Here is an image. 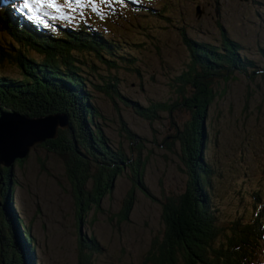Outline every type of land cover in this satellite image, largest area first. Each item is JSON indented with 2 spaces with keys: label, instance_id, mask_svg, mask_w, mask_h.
<instances>
[{
  "label": "rangeland",
  "instance_id": "1",
  "mask_svg": "<svg viewBox=\"0 0 264 264\" xmlns=\"http://www.w3.org/2000/svg\"><path fill=\"white\" fill-rule=\"evenodd\" d=\"M83 3L85 6L77 5L74 9L65 7L63 18L52 8H45L44 17L40 16V10L26 8L28 15L16 7L14 10L31 23L58 24V20H66L62 25L65 27L88 23L109 39L112 53L104 52L102 56L76 53L77 71L85 79L84 95H89L96 109L94 120L107 146L115 156L139 155L145 159L142 181L151 196L136 186L132 210L126 220H119L121 200L132 186V172L125 165L99 206L90 204L78 218L64 158L44 145H37L22 162H13L10 172L13 192L9 201L21 221L20 228L26 230L29 243L34 245L35 261L78 264L80 241L86 237L89 242L95 239L98 243V249L84 250L86 264H151L144 263V255L152 236L162 230L161 202L184 191L188 183L179 142L173 141L174 151L159 143L169 140L191 112L179 106L171 112L162 110L158 117L149 119L136 112L131 101L146 107L153 102L176 99L174 78L187 68L190 60V50L180 35L183 32L197 41H210L222 47L225 31L242 45L238 57L255 65L247 72L235 69L227 80L218 78L204 123L207 134L204 156L211 169L212 191L208 194L217 223L227 226L233 218L254 217L264 204V70L256 68H264V7L244 0H83ZM217 4L219 17L215 14ZM28 54L41 58L31 50ZM0 74L22 77L19 69L1 63ZM113 83L119 94L113 93L110 87ZM124 125L136 133L134 144L125 137ZM139 141L143 144L138 150ZM10 165L9 169L4 165L0 169L2 181ZM255 193L260 195L258 200ZM0 202H5L4 195L0 196ZM0 208L3 250L20 254L24 250L29 254L26 246L16 244V248L10 242L11 237L20 234L13 213L10 216L4 206Z\"/></svg>",
  "mask_w": 264,
  "mask_h": 264
},
{
  "label": "trees",
  "instance_id": "2",
  "mask_svg": "<svg viewBox=\"0 0 264 264\" xmlns=\"http://www.w3.org/2000/svg\"><path fill=\"white\" fill-rule=\"evenodd\" d=\"M1 2L0 63L16 67L22 77L0 74V115L9 112L29 117L47 114H64L67 117L69 127H60L56 138L47 139L40 145L64 158L65 173L79 210L78 218L90 208V204L99 206L126 165L132 172V186L121 200L118 212L119 220H126L136 199V186L151 196L142 181L145 159L139 155L136 158L128 154L115 156L107 146L100 126L94 120L96 109L89 95H84L85 79L77 71L76 61L79 58L75 56L76 53H95L97 56H102L104 52L112 53L109 39L88 23L76 26L66 24V27L62 26L66 20H58L59 25L55 22L31 23L14 10L13 0ZM180 35L190 50V60L187 68L174 78L178 93L176 99L153 102L146 107L131 101L134 110L149 119L158 117L162 110L171 112L179 106H185L191 112L190 118L181 128L176 127L169 140L159 143L174 151L173 141L179 142L188 183L184 191L167 196L161 202L162 230L152 236L144 263L264 264V204L248 220L236 217L227 226L219 225L208 194L212 191L211 169L204 156L207 136L204 123L216 94L215 82L218 84L219 77L227 80L236 70L247 72L255 65L247 58L238 57L242 45L225 31L222 47L210 41H197L185 32ZM29 50L38 53L41 58L29 55ZM110 87L113 93L119 94L114 83ZM107 93L113 97L112 92ZM123 127L131 144L137 142L136 133L125 125ZM141 144L143 142L139 141L138 150ZM191 151L195 152V156ZM24 158L17 161L20 163ZM12 170L13 167L7 171L3 194L5 202L2 205L10 216L13 213L20 234L19 237H11L10 242L16 248V244L26 246L29 254L24 250L21 254L3 250L0 235V264H39L34 258V245L29 243L26 230L20 228L21 221L9 202L13 192ZM254 197L258 200L260 195L255 193ZM7 220L10 222L9 218ZM80 243L78 264H86L84 250L98 249V243L95 239L89 242L86 237Z\"/></svg>",
  "mask_w": 264,
  "mask_h": 264
},
{
  "label": "water",
  "instance_id": "3",
  "mask_svg": "<svg viewBox=\"0 0 264 264\" xmlns=\"http://www.w3.org/2000/svg\"><path fill=\"white\" fill-rule=\"evenodd\" d=\"M198 9L197 5L196 10ZM196 13L197 16L200 15L199 10ZM66 123L67 117L64 114L29 117L18 113L3 112L0 115V169L3 165L8 167L15 159L26 157L29 149L35 144L55 137L58 126ZM2 178L1 176L0 183L3 184ZM79 231L82 232V227Z\"/></svg>",
  "mask_w": 264,
  "mask_h": 264
},
{
  "label": "snow or ice",
  "instance_id": "4",
  "mask_svg": "<svg viewBox=\"0 0 264 264\" xmlns=\"http://www.w3.org/2000/svg\"><path fill=\"white\" fill-rule=\"evenodd\" d=\"M77 5L85 6L83 0H74V3L70 2V0H63V3H57V0H24L23 3V7L32 11H39L43 8H52L61 16V18H63V9L65 7L74 9ZM88 6H90V3Z\"/></svg>",
  "mask_w": 264,
  "mask_h": 264
},
{
  "label": "flooded vegetation",
  "instance_id": "5",
  "mask_svg": "<svg viewBox=\"0 0 264 264\" xmlns=\"http://www.w3.org/2000/svg\"><path fill=\"white\" fill-rule=\"evenodd\" d=\"M244 1H250L252 4H254V5H256V6H260V7H264V3L263 2H256V1H254V0H244ZM217 6H218V4L215 6V14H217V16L219 17L220 15H219V10H220V8H217ZM203 11V10H202ZM7 179V178H6ZM4 180L3 181V184H2V186L0 187V196H3V194H4V187H5V184H6V181L7 180ZM2 214V211H1V208H0V215ZM2 224L0 225V231H2Z\"/></svg>",
  "mask_w": 264,
  "mask_h": 264
},
{
  "label": "bare ground",
  "instance_id": "6",
  "mask_svg": "<svg viewBox=\"0 0 264 264\" xmlns=\"http://www.w3.org/2000/svg\"><path fill=\"white\" fill-rule=\"evenodd\" d=\"M13 114H14V113H13ZM23 120H24V119H23ZM24 125H25V124H24ZM23 127H24V126H23ZM60 127H62V128H67V127H69L68 119H67V123H66L65 125H63V126H58V129H57V134H56V136H55V137H53V138H56V137L58 136V130H59V128H60ZM28 131H29V130H28ZM25 132H26V131H25ZM53 138H48V139H53ZM46 140H47V139H46ZM46 140H44V141H46ZM44 141H43V142H41V143H37V144H35L33 148H30V149H29V151H30V150H32V149H34V148H35V146H37V145H40V144L44 143ZM20 142H21V141H20ZM15 160L17 161L18 159H15ZM15 160H14V161H15ZM14 161H13V162H14ZM13 162L11 163V165H10V168H12V167H13V165H14V164H13Z\"/></svg>",
  "mask_w": 264,
  "mask_h": 264
},
{
  "label": "clouds",
  "instance_id": "7",
  "mask_svg": "<svg viewBox=\"0 0 264 264\" xmlns=\"http://www.w3.org/2000/svg\"><path fill=\"white\" fill-rule=\"evenodd\" d=\"M1 168H3V167H1ZM2 204H3V203L0 202V205H2ZM2 207H3V205H2ZM79 233H80V231H79ZM80 234H81V233H80ZM80 236L82 237V234H81Z\"/></svg>",
  "mask_w": 264,
  "mask_h": 264
}]
</instances>
